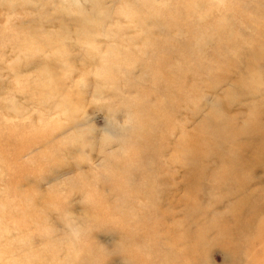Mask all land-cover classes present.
I'll return each instance as SVG.
<instances>
[{
  "label": "rangeland",
  "instance_id": "obj_1",
  "mask_svg": "<svg viewBox=\"0 0 264 264\" xmlns=\"http://www.w3.org/2000/svg\"><path fill=\"white\" fill-rule=\"evenodd\" d=\"M0 264H264V0H0Z\"/></svg>",
  "mask_w": 264,
  "mask_h": 264
},
{
  "label": "clouds",
  "instance_id": "obj_2",
  "mask_svg": "<svg viewBox=\"0 0 264 264\" xmlns=\"http://www.w3.org/2000/svg\"><path fill=\"white\" fill-rule=\"evenodd\" d=\"M67 239L70 243L78 242L86 232V228L70 215L66 219Z\"/></svg>",
  "mask_w": 264,
  "mask_h": 264
},
{
  "label": "bare ground",
  "instance_id": "obj_3",
  "mask_svg": "<svg viewBox=\"0 0 264 264\" xmlns=\"http://www.w3.org/2000/svg\"><path fill=\"white\" fill-rule=\"evenodd\" d=\"M235 113H236V114H239V112H238V111H237V112H235ZM235 113H234V114H235Z\"/></svg>",
  "mask_w": 264,
  "mask_h": 264
}]
</instances>
